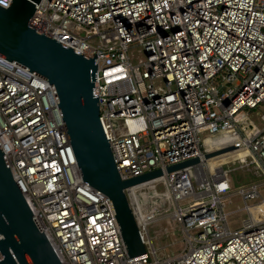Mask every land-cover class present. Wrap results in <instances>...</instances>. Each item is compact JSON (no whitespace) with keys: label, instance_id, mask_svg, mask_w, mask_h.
Here are the masks:
<instances>
[{"label":"built area","instance_id":"obj_1","mask_svg":"<svg viewBox=\"0 0 264 264\" xmlns=\"http://www.w3.org/2000/svg\"><path fill=\"white\" fill-rule=\"evenodd\" d=\"M31 25L97 53L100 119L124 179L239 146L127 188L146 246L130 258L112 200L81 176L51 84L0 55V144L61 263L264 264V182L234 191L211 162L236 157L264 177V0H41ZM235 194L249 218L231 230ZM163 218L185 232L177 255L146 237Z\"/></svg>","mask_w":264,"mask_h":264},{"label":"water","instance_id":"obj_2","mask_svg":"<svg viewBox=\"0 0 264 264\" xmlns=\"http://www.w3.org/2000/svg\"><path fill=\"white\" fill-rule=\"evenodd\" d=\"M41 0H12L0 6V55L46 78L52 86L83 179L113 202L131 257L146 252L127 188L199 163L230 146L124 179L100 119L97 53L94 58L31 25ZM0 264H62L14 179L0 144Z\"/></svg>","mask_w":264,"mask_h":264},{"label":"rangeland","instance_id":"obj_3","mask_svg":"<svg viewBox=\"0 0 264 264\" xmlns=\"http://www.w3.org/2000/svg\"><path fill=\"white\" fill-rule=\"evenodd\" d=\"M141 48H135L133 53L134 62H137V56H141ZM157 84H163V81H156ZM253 119H258L257 113L252 114ZM210 142L209 139H204ZM218 161V159H217ZM231 161V162H229ZM212 164L214 160H211ZM219 163L224 164L225 170L229 172V178L231 181L232 190H238L242 187L250 186L255 183L264 182L263 176H257L253 171L240 168L239 163L235 158L229 160H223ZM217 163V164H219ZM260 197L259 199H264V184L259 186ZM256 200H248V203H253ZM228 213L227 221L231 230H237L241 228L244 221L249 218L248 212L245 210V201L243 197L239 194L230 196L225 207ZM146 237L151 238L154 248L161 257L174 256L182 252L186 248V237L183 228L176 222H169V219L163 218L156 223L148 225V232H146Z\"/></svg>","mask_w":264,"mask_h":264},{"label":"bare ground","instance_id":"obj_4","mask_svg":"<svg viewBox=\"0 0 264 264\" xmlns=\"http://www.w3.org/2000/svg\"><path fill=\"white\" fill-rule=\"evenodd\" d=\"M219 162H220V161H214L213 164H217V163H219Z\"/></svg>","mask_w":264,"mask_h":264},{"label":"clouds","instance_id":"obj_5","mask_svg":"<svg viewBox=\"0 0 264 264\" xmlns=\"http://www.w3.org/2000/svg\"><path fill=\"white\" fill-rule=\"evenodd\" d=\"M8 2L10 3V0H8ZM7 6V5H6Z\"/></svg>","mask_w":264,"mask_h":264}]
</instances>
